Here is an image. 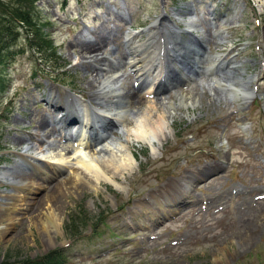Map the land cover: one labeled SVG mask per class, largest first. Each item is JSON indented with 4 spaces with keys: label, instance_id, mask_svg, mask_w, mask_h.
I'll list each match as a JSON object with an SVG mask.
<instances>
[{
    "label": "rangeland",
    "instance_id": "rangeland-1",
    "mask_svg": "<svg viewBox=\"0 0 264 264\" xmlns=\"http://www.w3.org/2000/svg\"><path fill=\"white\" fill-rule=\"evenodd\" d=\"M34 7L40 26L29 30L12 24L11 29L5 24L12 16L8 13L16 10L14 0L0 3V174L10 170L8 179L0 180V213L22 176L38 183L45 180L50 188L55 185L60 171L49 180L44 176L53 172L50 166L47 171L45 164L24 162L18 154L26 146L56 151L63 145L54 123L61 110L50 106L51 98L58 96L59 105L65 104L68 92L93 98L98 63L79 54L85 44L93 46L90 38L101 43L95 45L101 68L113 70L126 58V34L146 40L155 21L164 18L175 23L185 39L189 36L183 19L175 14L187 21L196 12L205 21L196 31L206 40L209 55L219 53L220 60L241 62L244 79L264 76V48L259 43L264 8L260 10L255 0H38ZM111 7H122L124 20ZM209 31L221 34L207 37ZM132 70L123 67L118 72L117 105L125 100V92L139 96L141 83L133 85ZM256 84L264 93V81L254 79L248 92ZM207 86L202 77L189 88L166 86L156 97L159 101L169 102L170 97L178 104L186 92L196 103L177 108L167 139L156 152L146 145L131 146L135 164L129 173L114 176L117 188L103 180L95 184L94 177H87L89 184L79 181L65 194L53 187L60 205L58 230H43L40 223L27 220L30 211L26 212L0 240V264H18L52 251L62 256L60 264H264V199H252L264 193V97L257 95L251 102L253 95L249 96L238 111L230 96L214 89L216 98ZM128 111L130 119L136 110ZM241 115L250 122L244 132L234 121ZM43 120L49 124L37 126ZM113 133L122 139L121 132ZM227 159L229 165L224 164ZM224 166L225 172L208 178ZM188 173L194 176L192 189L182 193L179 183ZM172 194L182 199L176 203Z\"/></svg>",
    "mask_w": 264,
    "mask_h": 264
},
{
    "label": "bare ground",
    "instance_id": "bare-ground-1",
    "mask_svg": "<svg viewBox=\"0 0 264 264\" xmlns=\"http://www.w3.org/2000/svg\"><path fill=\"white\" fill-rule=\"evenodd\" d=\"M255 4L260 10L264 8V0H255ZM188 12L190 13V9H188ZM175 16L179 18L182 17L186 28L184 30L185 32H193L198 29V24H196V18L198 16L188 15L187 21L179 13H176ZM164 20V18H158L155 21V27L148 30L146 40L136 41L134 35L130 36L126 34L124 44L127 52H123L126 58L124 61L119 62L117 68L113 70H109V68L106 67L107 65L105 68H101L104 66L97 60L100 55V50L98 51V49L95 48V43H98L96 39H91L92 41H90L93 46H87V44H85L86 47L79 53L88 54V56H91V59L95 60L94 62L97 61L98 63L95 70L97 74L94 75L92 81L96 89L91 99L93 103H91V101L89 103H84L82 99L67 93L65 99H69L71 106H73L72 110L70 109V111H68L66 106L63 105H60L63 107L59 109L61 110L60 113H62V111L68 112L66 132H69V138H66L67 145H62L59 149L57 148V151L43 149L42 145L37 148L26 146L23 153L18 154L19 159L24 162H28L27 159H33L45 164V166H50L53 172H45L44 177H49L50 180L51 178L59 176L56 178V183L53 186L58 193L65 194L71 189H75L79 181H90L87 177H94L95 184L97 181L100 183L103 180L104 182L114 183L113 186L117 188L118 186L113 182L114 176L129 173L135 164L136 159L134 158L131 146L133 147L135 145L136 147H140L141 145H146L150 147L153 153L156 152L163 141L167 139L177 108L183 107L187 109L194 107L196 100L194 101L193 97H187L184 95L185 93H183V95L181 94L178 98V104L169 101V99V102L166 103L164 99L161 101L156 99V96L163 92L167 80L171 81L172 78L176 79V76L169 75L172 74L171 71H167L170 69V63L167 64L169 68L167 70L165 69L164 59H168V62L171 59L174 60L178 56L177 53L180 50V45L183 47L184 45L186 47H195L193 43L190 42L188 45L186 42L187 40H182L179 27L172 23L165 22ZM91 36L93 35L91 34ZM259 42L264 48V32ZM98 45H101V43H98ZM170 46L172 48H170ZM165 49L166 54H164ZM195 50L197 51L199 48L195 47ZM167 51H169V53H167ZM217 58L218 55L214 59L207 61L205 67L208 66L214 70L220 64L224 65L222 64L224 61L216 62ZM262 62H264V60H262ZM123 67L126 69H133L132 74L135 81L138 82V86L141 83V87L138 98H135L134 94L130 92H125L123 95L125 100L117 105V103L114 102L117 98L114 93H118L119 91L117 86L120 76L117 75L119 70ZM185 77L186 74L182 76L181 81H186L188 79ZM210 81L217 83L212 79ZM223 84V87L228 89L226 90L227 95L238 104H241L240 102H246L248 97L253 93L248 92L244 87L240 86L241 84H239L238 80L229 77L228 73L224 77ZM210 90L213 96L217 98V94L214 90H212V88ZM102 99L105 101L103 105L101 102ZM51 101L53 105L60 104L58 96L51 98ZM128 109L136 110L130 119H128ZM63 118L66 117L64 115L61 116L56 123L64 124L65 119ZM73 119L76 121L75 124L69 125ZM101 123H103L102 127L99 125ZM45 124H48L47 120H43L42 123L39 122L37 126L41 125L40 127H42ZM240 126H242V124H240ZM109 127H111L109 131L110 134L105 136ZM115 129L116 132H121L122 139L118 138L119 136H115L113 133ZM90 130H92L91 135L89 133ZM59 131L60 136L63 138L64 127L62 125ZM98 132L100 134H98ZM98 140H102L105 144H99ZM221 144H223V141H221ZM98 145L100 147L92 150V148ZM89 148H91V152L88 150ZM117 169L122 171L119 172L120 170ZM66 170H69L70 173L67 172L63 175V172ZM80 170L86 171V176L82 175ZM9 171V169L3 171L0 174V180H6L4 178L8 179L9 176L7 172ZM58 171H60V174L54 176ZM21 179L23 182L19 183L22 188L20 189L17 187V191L10 197L9 202H5L1 206L0 226H2V228L0 229V240L6 238L12 230L14 223L19 221V217H24L28 211H30V216L27 220L31 223H33L32 221L40 223L43 230L51 227L50 230L57 231L61 223L60 205L56 199L55 192H52L50 189L49 194L37 198L36 200L32 196V194L37 193L42 187H45V180L38 183L28 176H22ZM189 185L190 182L188 181L187 186ZM30 189L33 190L30 192ZM171 196L172 199L175 197V195ZM164 198L167 199L168 202L171 200L170 197L167 196H164ZM157 204L162 207L159 201H157ZM161 209L162 208H160V210Z\"/></svg>",
    "mask_w": 264,
    "mask_h": 264
},
{
    "label": "trees",
    "instance_id": "trees-1",
    "mask_svg": "<svg viewBox=\"0 0 264 264\" xmlns=\"http://www.w3.org/2000/svg\"><path fill=\"white\" fill-rule=\"evenodd\" d=\"M35 1L36 0H14L16 10L12 12V16H7V18L9 19L7 23L9 24L8 26L10 27V24L12 23L13 25H15V27H17V23H21V25L25 24L30 29H32V27L35 26L34 24H36V21L33 20V9ZM11 38H16V36H12ZM32 38H34L33 35ZM61 257V255L58 256L54 254V252H50L40 258L26 259L22 262H19L18 264H60L62 260Z\"/></svg>",
    "mask_w": 264,
    "mask_h": 264
},
{
    "label": "water",
    "instance_id": "water-1",
    "mask_svg": "<svg viewBox=\"0 0 264 264\" xmlns=\"http://www.w3.org/2000/svg\"><path fill=\"white\" fill-rule=\"evenodd\" d=\"M184 49L182 50V55H184L185 54V52H186V46L185 47H183Z\"/></svg>",
    "mask_w": 264,
    "mask_h": 264
},
{
    "label": "flooded vegetation",
    "instance_id": "flooded-vegetation-1",
    "mask_svg": "<svg viewBox=\"0 0 264 264\" xmlns=\"http://www.w3.org/2000/svg\"><path fill=\"white\" fill-rule=\"evenodd\" d=\"M0 2H6V0H0Z\"/></svg>",
    "mask_w": 264,
    "mask_h": 264
}]
</instances>
